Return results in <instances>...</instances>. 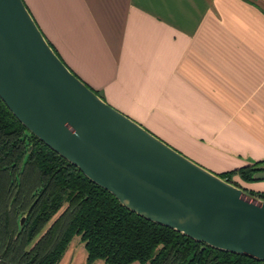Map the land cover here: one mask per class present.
I'll return each mask as SVG.
<instances>
[{
  "label": "crops",
  "instance_id": "crops-1",
  "mask_svg": "<svg viewBox=\"0 0 264 264\" xmlns=\"http://www.w3.org/2000/svg\"><path fill=\"white\" fill-rule=\"evenodd\" d=\"M22 1L76 76L178 152L217 174L264 159V0Z\"/></svg>",
  "mask_w": 264,
  "mask_h": 264
},
{
  "label": "water",
  "instance_id": "water-1",
  "mask_svg": "<svg viewBox=\"0 0 264 264\" xmlns=\"http://www.w3.org/2000/svg\"><path fill=\"white\" fill-rule=\"evenodd\" d=\"M0 99L34 136L127 209L264 262V199L107 103L53 51L22 0H0ZM255 167L252 178L264 179V164Z\"/></svg>",
  "mask_w": 264,
  "mask_h": 264
},
{
  "label": "trees",
  "instance_id": "trees-1",
  "mask_svg": "<svg viewBox=\"0 0 264 264\" xmlns=\"http://www.w3.org/2000/svg\"><path fill=\"white\" fill-rule=\"evenodd\" d=\"M259 164L264 159L218 175L252 180ZM247 192L264 199V192ZM73 235L82 241L86 264H262L127 209L34 136L0 99V264H56Z\"/></svg>",
  "mask_w": 264,
  "mask_h": 264
},
{
  "label": "rangeland",
  "instance_id": "rangeland-1",
  "mask_svg": "<svg viewBox=\"0 0 264 264\" xmlns=\"http://www.w3.org/2000/svg\"><path fill=\"white\" fill-rule=\"evenodd\" d=\"M56 264H86L85 250L83 248L82 241L79 239L78 235L72 236L66 249L64 250L62 256L60 257L59 261ZM91 264H106V263H104L101 259H96ZM130 264H139V263L132 262Z\"/></svg>",
  "mask_w": 264,
  "mask_h": 264
},
{
  "label": "built area",
  "instance_id": "built-area-1",
  "mask_svg": "<svg viewBox=\"0 0 264 264\" xmlns=\"http://www.w3.org/2000/svg\"><path fill=\"white\" fill-rule=\"evenodd\" d=\"M262 264H264V262H262Z\"/></svg>",
  "mask_w": 264,
  "mask_h": 264
}]
</instances>
